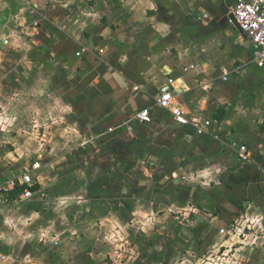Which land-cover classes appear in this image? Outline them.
<instances>
[{
  "label": "crops",
  "instance_id": "1",
  "mask_svg": "<svg viewBox=\"0 0 264 264\" xmlns=\"http://www.w3.org/2000/svg\"><path fill=\"white\" fill-rule=\"evenodd\" d=\"M65 1L0 0V86L14 92L9 98L16 108L14 130L31 131L34 122L28 121L35 118L46 137V152L27 165L40 173L36 188L29 187L33 195L25 197L24 191L12 199L13 189L0 197V236L5 237L0 252L10 255L5 264L11 251L18 256L25 248L36 250L44 264H107L115 227L126 240L130 231L142 235L149 220L157 224L153 239L165 232L162 247L169 241L172 250L181 242L189 249L197 238L207 240L216 227L206 216L220 205V194L209 196L201 182L171 179L178 169L205 176L186 160L202 148L203 143H193L202 135L192 125L175 123L157 99L172 89L196 121L215 119L219 93L210 88L218 70L227 74L223 42H252L232 21L239 0H220L235 30L234 36L220 32V38L199 34L213 18L211 0ZM77 6L85 12L67 13ZM140 36L145 42L137 40ZM138 106L150 108L152 121L129 130L124 124ZM55 136L64 139L56 142ZM35 160L40 169L32 168ZM244 184V194L264 189L256 178L247 188ZM256 206L245 211L249 224L251 215L259 214ZM236 222L252 232L254 226ZM44 225L49 229L41 233ZM55 234L67 243L56 246ZM125 262L145 264L137 255Z\"/></svg>",
  "mask_w": 264,
  "mask_h": 264
},
{
  "label": "rangeland",
  "instance_id": "2",
  "mask_svg": "<svg viewBox=\"0 0 264 264\" xmlns=\"http://www.w3.org/2000/svg\"><path fill=\"white\" fill-rule=\"evenodd\" d=\"M207 4L213 18L208 25L199 28V34L203 36L215 34L220 38V32L225 34L230 30L229 36H234L235 30H232L229 22H226L225 16H223L225 9L223 5L220 6V0H211ZM82 10L85 12L86 9L77 6L75 10L68 9L67 13L75 15L80 14ZM113 27L116 28L115 25ZM135 29L138 30V26H135ZM143 39L142 36L137 37L139 42ZM222 50L224 51L222 62L228 68L225 71L227 74H223L224 69L223 71L218 70L213 87H209L219 93L220 100V107L212 112V116L215 118L213 121L216 122L215 130L211 134L205 133L202 136H196V140L193 142L195 145L201 147L200 144H206H202V148L198 150L194 147V153L191 152L186 158L187 163L190 161L188 164L192 163L196 170L205 176L199 179L194 173H189L184 169L175 170L171 176L172 180L182 179V182L188 185H199L201 182L202 187H207L210 190L208 195L211 197L220 194V205L214 204V208L209 210L206 216L209 220H214L216 228L212 227L213 234H210L207 240H198L197 238L196 245L189 249L185 248L181 242L177 248L175 247L176 250H172L170 248L173 246L169 244V241L164 247L161 246L163 242H166L163 237L166 236L165 232H161L162 237L153 239L157 233V224L152 220L140 228L142 235L136 233L139 238L135 236L134 231H130L129 237L126 240H121L120 235H117V230L121 229L116 226L110 238L111 247L108 250L110 260L107 264H130L132 262L127 263L125 260L126 257L132 255L144 259L145 264H264V221L260 220L264 216V201L259 200L260 196H263L260 198L264 199V189H256L245 194L243 191L244 183L247 188V185L252 183V179L256 178L258 182L264 184V64L256 60L253 43L242 38L240 42L224 40ZM224 76H227V79H224ZM1 86L0 180L6 182L12 178L21 185L22 175L27 172L35 186V183L39 181L40 173L34 174L27 165L28 162L46 152L45 149L42 150L46 137L42 135L41 121L35 118L29 120L28 123L34 122L32 123L33 129L27 133L23 131L22 134H18L17 130H14L15 103L9 101L14 92H9L7 85ZM201 88H205V86ZM133 104L134 102L131 100L130 106ZM142 108L144 106H138L131 110L129 116H133ZM205 111H208L207 108ZM192 121L198 122L196 117H192ZM54 139H58L56 142H59L64 138L55 136ZM83 139L84 136L81 137V141ZM229 144L237 151L239 147L246 145L249 157L247 159L239 158L235 151L229 147ZM180 160L184 162V158H180ZM40 161L42 162V159ZM248 176H250V181ZM148 177L145 176V178ZM235 180L239 182L237 186ZM247 180L248 182H246ZM238 187H240V191ZM252 204L257 205L256 211L258 210L259 214H252L254 222L249 224L251 220L246 222L247 217L244 214ZM219 211L220 217L217 216ZM182 217L185 216H180V218ZM187 219L188 216L183 224ZM236 220H242V223L246 222V226L248 224L254 226L252 232L248 228L240 226L241 233L238 230L234 235L220 234L219 227L230 225ZM179 221L182 222V220ZM41 227L43 229L41 233L49 229L47 225ZM171 232H174V229ZM55 235L53 242L56 246L61 247V242L64 245L67 243L61 235L60 237L59 234ZM240 237L245 241L239 239ZM230 239L231 241L228 243L227 240ZM0 240L5 241V237L0 236ZM56 240L59 243H56ZM25 249L26 251L21 250L18 256H16V251L15 253L11 251L12 258L8 264L45 263L36 250ZM170 252H173L172 256L168 254ZM110 255L114 257V260H111ZM8 256H10L9 253ZM115 256L119 257L118 260Z\"/></svg>",
  "mask_w": 264,
  "mask_h": 264
},
{
  "label": "built area",
  "instance_id": "3",
  "mask_svg": "<svg viewBox=\"0 0 264 264\" xmlns=\"http://www.w3.org/2000/svg\"><path fill=\"white\" fill-rule=\"evenodd\" d=\"M232 21L236 27H240L246 34L247 37L253 42L256 47L255 58L260 63L264 64V0H239L231 12ZM78 52L77 55H80ZM170 84L174 81L169 79ZM157 105L162 108L169 109L172 114V118L175 123L181 126L192 125L195 131L199 135L205 133L211 134L215 130V125L213 120L205 119L199 120L197 123L192 121V116L190 115L187 108L177 102L176 93L172 89L165 90L160 94L157 99ZM152 121V115L149 107H145L138 112H136L125 124L127 129H131V126L135 123L146 124ZM116 127H109V131H114ZM238 154L240 158L247 159L249 157V151L246 145H242L238 149ZM41 163L35 160L32 163L33 169L40 168ZM27 185L24 192L25 197L33 195V191L29 188L33 185L32 178L29 173H24L22 175L21 183ZM19 183L15 179L8 180L7 182H0V197L3 194L10 192L15 189ZM240 231L239 222L231 223L230 225H225L219 229L221 234L234 235L237 231ZM59 243L58 240L55 241ZM9 259L8 254L0 252V264H5Z\"/></svg>",
  "mask_w": 264,
  "mask_h": 264
},
{
  "label": "trees",
  "instance_id": "4",
  "mask_svg": "<svg viewBox=\"0 0 264 264\" xmlns=\"http://www.w3.org/2000/svg\"><path fill=\"white\" fill-rule=\"evenodd\" d=\"M26 188H27V185H25V184H21V185H18L13 191V193H12V199H15V198H17V197H19V195L21 194V193H23L25 190H26ZM33 188H36V186L35 187H33Z\"/></svg>",
  "mask_w": 264,
  "mask_h": 264
},
{
  "label": "water",
  "instance_id": "5",
  "mask_svg": "<svg viewBox=\"0 0 264 264\" xmlns=\"http://www.w3.org/2000/svg\"><path fill=\"white\" fill-rule=\"evenodd\" d=\"M245 1H249V0H245ZM232 17V16H231ZM208 18V17H206ZM238 29L240 30V32L244 35L245 38H248L247 37V34L238 26Z\"/></svg>",
  "mask_w": 264,
  "mask_h": 264
}]
</instances>
